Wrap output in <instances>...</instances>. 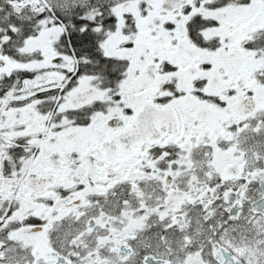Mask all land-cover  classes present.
Listing matches in <instances>:
<instances>
[{
	"label": "snow or ice",
	"instance_id": "1",
	"mask_svg": "<svg viewBox=\"0 0 264 264\" xmlns=\"http://www.w3.org/2000/svg\"><path fill=\"white\" fill-rule=\"evenodd\" d=\"M0 264H264V0H0Z\"/></svg>",
	"mask_w": 264,
	"mask_h": 264
}]
</instances>
